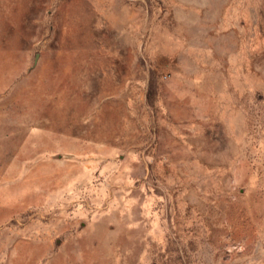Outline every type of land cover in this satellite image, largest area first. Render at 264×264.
<instances>
[{"label": "rangeland", "instance_id": "1", "mask_svg": "<svg viewBox=\"0 0 264 264\" xmlns=\"http://www.w3.org/2000/svg\"><path fill=\"white\" fill-rule=\"evenodd\" d=\"M0 264H264V0H0Z\"/></svg>", "mask_w": 264, "mask_h": 264}]
</instances>
